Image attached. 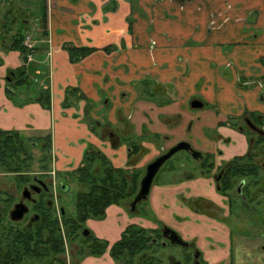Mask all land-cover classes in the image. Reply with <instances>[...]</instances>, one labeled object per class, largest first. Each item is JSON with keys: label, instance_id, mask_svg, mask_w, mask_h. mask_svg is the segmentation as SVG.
<instances>
[{"label": "crops", "instance_id": "1", "mask_svg": "<svg viewBox=\"0 0 264 264\" xmlns=\"http://www.w3.org/2000/svg\"><path fill=\"white\" fill-rule=\"evenodd\" d=\"M16 7L26 18L17 14L7 22L17 29L23 20L25 38L36 45L35 62L28 72L33 79L29 78L31 86L20 88L26 104L17 108L7 101V111L0 113L6 118L0 120V129L49 132L55 172L76 169L91 145L101 148L114 167L125 168L126 145L111 148L99 136L130 125L127 120L133 109L142 107L155 109L151 113L155 119L180 114L184 125L193 121L194 134L207 123L214 124L223 138L216 144L221 159L246 152L243 135L216 124L245 110L264 114V99H259L264 96L259 83H264V0H19ZM5 20L0 14V28ZM13 35H0L2 76L22 64L20 53L9 49ZM68 48L90 53L72 62ZM251 81L253 86L245 84ZM42 86L49 88V109L40 104ZM0 87L4 91L1 83ZM156 91L170 94L164 106L157 107L162 102L161 94L153 96ZM193 100L208 112L195 114L190 108ZM22 119L28 124L17 123ZM156 121L145 125L154 128ZM162 126V131L151 133L177 130L167 119ZM177 193V188L163 186L159 201L151 198L149 209L161 215L164 198ZM116 213L121 215L113 220L115 224L106 220L100 230H91L103 234L110 229V242H115L128 224L125 209L116 207ZM85 264L96 261L88 259Z\"/></svg>", "mask_w": 264, "mask_h": 264}, {"label": "flooded vegetation", "instance_id": "2", "mask_svg": "<svg viewBox=\"0 0 264 264\" xmlns=\"http://www.w3.org/2000/svg\"><path fill=\"white\" fill-rule=\"evenodd\" d=\"M35 55L34 43V61L27 66L35 62ZM259 83L264 87L263 82ZM245 84L253 86L255 83ZM194 101L197 100L191 102L190 108L199 111L203 104L197 101L202 107L193 108ZM174 118L171 123L176 132L169 136L163 133L153 136L174 143L150 163L180 143L189 147L179 152H184L186 158L197 163L189 170L185 163L169 168V180L161 182V186L177 188L179 193L164 198L166 203L162 205L161 215L155 214L151 208L147 209L148 215L138 210V205L147 200L149 194L134 209L131 207L150 164L142 171L134 169L143 154L141 149L147 150V147L140 142L135 145L137 151L133 153L132 142L122 144V138L120 140L111 131H105L106 137H103L105 132L101 134L99 140L111 148L126 145L128 162L125 168L114 167L111 158L101 148L91 145L85 151V155L89 152L96 159L93 163L96 178L103 177V170L110 166L124 169L129 174H139L137 191L132 199L114 204L127 209L126 213L128 211V224L115 242H110L113 238L110 229L100 234L85 226L91 219L69 237L63 222L65 217H76V208L74 216L67 215L62 206L58 215L52 214L59 192L78 182V171L83 167L84 159L68 173L55 172L51 165L50 135L40 133L41 136L34 139L32 135L36 132L30 128L24 130L25 137L20 136V131L0 129V133H18L17 139L0 135V264H51L53 218L60 226L64 242V252L58 258L65 264H85L88 259H94L96 264H264V156L260 166L255 161L259 155H264V114L245 110L240 116L216 124L230 127L246 138L244 155L229 160L221 159L222 150L216 148L223 138L216 134L215 125L213 128L203 127L201 133L194 134L191 129L193 121L184 125L180 114ZM94 123L98 125V122ZM259 140L261 142L256 144ZM33 150L39 153L36 160ZM105 217L104 212L103 218L97 220ZM118 243L122 249L116 250L119 255L116 259L114 247ZM96 249L101 251L95 252Z\"/></svg>", "mask_w": 264, "mask_h": 264}, {"label": "rangeland", "instance_id": "3", "mask_svg": "<svg viewBox=\"0 0 264 264\" xmlns=\"http://www.w3.org/2000/svg\"><path fill=\"white\" fill-rule=\"evenodd\" d=\"M5 1L6 0L0 1V14L2 15V17L6 16V18L12 19V20L16 19L17 14L21 15L22 17H25L24 14L20 13V11L17 12L18 8L16 6L18 5L19 0H15L16 3L10 2V1L5 2ZM8 27H12V26L8 25ZM15 30H16V28H11L9 30V33H13V32H15ZM0 33H2L3 36L6 35L5 30H0ZM6 51H9V50L7 49ZM6 51L3 50L2 53L6 52ZM11 51H15V50H11ZM1 55L2 54H0V63H4V60L2 59ZM0 70H1V68H0ZM31 74H32V72L30 73V79L31 78L33 79V76H31ZM47 74H48L47 76L49 78L50 73H47ZM8 76L9 75H3L2 76L0 74V83L4 87V91L2 90L3 93L0 90V96H1L0 97V107L4 108V110L0 109V113L1 112L5 113L7 111V109H8L7 108V101L12 102L11 99H14V102H12V103H14L15 107H17V108L20 105H23L24 103L26 104L25 97L20 95V88H17V91H16L15 82L17 81V78H15L13 81H11L8 78ZM0 89H1V87H0ZM14 89H15V94H12V91ZM160 89L165 90L164 88H160ZM160 94H161V96H159V97L161 98L162 103L161 104L159 103V104L161 106H163V105H165L166 100H170V94L166 93V92H160L159 91V92H157V94L153 93V96H156V95L158 96ZM16 97H18L20 101H15ZM157 107H159V106L157 105ZM14 111L15 112L19 111V109H14ZM192 111L195 114H202V112H204V111L207 113L208 108H206L204 110H199V111H197V110H192ZM152 112H156V110L154 109V110L150 111V109H147V107H142V109L141 108H135L132 111V113H133L132 117L129 120H127V122H129L128 124H130V125H128V126L124 125L121 127V125L118 124L119 126L112 131V134H114L116 136H120L122 138V141H121L122 144H125V143L130 144V142H132V145H138L141 142V144H143L144 147H147V146L149 147L147 150L141 149V152H143V154L142 155H141V153L139 154V155H141V157L138 158V162L135 165L134 169L136 171L137 170L142 171V169H145L146 165L148 163H150L153 160V158H156L159 155L165 153V151L167 149H169L171 144L174 143L173 141H169L168 139H166V141H165V140H163V138H162V140L160 138L159 139L154 138L153 137L154 134H152L151 132H153L155 130L156 131H162V129L164 128L162 126V124L165 123V120L167 119L169 122L170 121L174 122L175 118L172 116V117H167L165 119H160L159 117L155 119L153 117V115H151ZM11 115L13 116V113H11ZM151 118H153V119H151ZM0 120H6V118H4L3 115H0ZM149 120H150L149 124H152V121L155 122L157 120L154 128L149 129L148 126L145 125V123H148ZM25 121H26L25 119H22V120H19L17 123L25 122ZM15 122L16 121H13L12 123H15ZM142 122L144 123V125L141 128L140 123H142ZM24 124L26 125L28 123L25 122ZM209 125L213 126L214 124H211V123L206 124L207 127ZM21 129L22 128H19V130H20L19 134L21 137H25V132ZM46 134L50 135L49 132H46ZM156 134H158V133H156ZM29 135H31V134H29ZM37 135L41 136L40 133H37V134L34 133V135H32V136L35 139L37 137ZM106 135H108V134L106 133L105 136H103V137H106ZM166 135L169 136V134H166ZM189 137H191V136H189ZM152 151H154V153ZM32 154L34 156V159L36 160L39 153L33 150ZM262 156H264V155H261V156L259 155L260 158L258 157L255 160L258 166H260V162L262 161L261 159L263 158ZM186 157H187V155L184 152H179L174 157H172L168 162H166V164L160 169V171L158 172V174L154 178V181H153V184L151 186V190H150V193H149L147 200L142 201L138 205V210L142 211L143 213L146 212V214L148 215L147 209L149 208L148 206L150 204L151 198L155 202L159 201V198L161 195V190L163 188V186H161L162 185L161 182H165V181L169 180V177L167 174L169 171V168H171L172 166H177L178 165L177 163H185L187 165V169L189 170V168H191V166L196 165L197 162H195L193 159L186 158ZM33 170L34 171L37 170L36 165H34ZM190 170H192V169H190ZM122 171L124 172V169H122ZM124 173L126 174V172H124ZM142 174H141V176H142ZM56 189L58 190V188H56ZM84 190H85V187L81 186V184H79L77 181H75V183L73 182V183L69 184L68 188L64 192H62V191L59 192L58 195L60 197H59V200L57 202H55V206H54V210L52 211V214L54 213V214L58 215L59 207L62 206L67 215L74 216L75 215L76 194L79 192H83ZM116 207L123 208L121 206L112 205L105 211L106 217L104 219H102V220L91 219V221L88 220L89 223H91V224L88 225L87 224L88 222H86L85 226L88 225V227L90 229H93V230H100V225L103 224V222L106 220H110L111 221L110 223L115 224V222H114L115 219H118L119 216L121 215V214L116 213ZM127 213H128V211H127ZM112 228H114V227H112Z\"/></svg>", "mask_w": 264, "mask_h": 264}, {"label": "trees", "instance_id": "4", "mask_svg": "<svg viewBox=\"0 0 264 264\" xmlns=\"http://www.w3.org/2000/svg\"><path fill=\"white\" fill-rule=\"evenodd\" d=\"M15 23L16 22L14 21L12 22V24ZM18 23L19 28H17L14 32L13 40L9 49H15L20 53L22 65L19 69L11 72L8 76L11 81L17 78V81L15 82L16 91L17 88L31 86L28 73L30 67L25 64L28 50L23 45L26 36L23 34V30L26 28V24H24L23 20L18 21ZM3 25L4 26H2L0 30H5V32L8 33L11 29V27H8V25L10 26L11 23H8L6 20ZM0 35H2V33H0ZM68 53L70 60L72 62H76L79 61L83 56H86V54H89L90 50L85 48H68ZM48 90L49 88L47 86L45 88L41 87L40 90L41 94L39 100L44 109L50 108V96ZM12 94H15V89L12 91ZM11 101L14 102V99H11ZM0 135L8 136V139H13L14 137L16 138L18 136V133L2 132ZM259 142H261V140L256 141V144ZM131 149L133 153H135L137 151V146L133 145ZM95 160L96 159L93 158L89 152H87L84 157V165L78 171V182H80L82 186L85 187V190L77 195L75 205L76 217H65L64 219L63 227L65 230H67V233L69 232V237H72L76 231L81 229L83 224L88 219L103 218L105 209L108 206L128 202V200L132 199L137 191L139 181V174L137 172L129 174V172L124 171L126 172L125 174L121 169H115L110 166L108 169L103 170V177H101L102 179L96 178L93 168V163ZM34 249L37 250V247H34ZM119 249H122L121 243H118L114 247V258L116 259L119 258V255L116 252V250ZM100 251L101 249L95 250V252ZM50 252L51 264H65L60 258H58V255L64 252V242L60 233V226L58 225L57 220L54 218L51 221Z\"/></svg>", "mask_w": 264, "mask_h": 264}, {"label": "water", "instance_id": "5", "mask_svg": "<svg viewBox=\"0 0 264 264\" xmlns=\"http://www.w3.org/2000/svg\"><path fill=\"white\" fill-rule=\"evenodd\" d=\"M192 107L193 108H200L202 107V104L194 101L192 103ZM188 145L185 143H180L177 146L171 148L166 154L160 156L159 158L155 159L152 163H150L147 167H146V171H145V175L142 178L141 182H140V189L138 191L137 196L135 197L133 204H132V208L134 209V207L136 206L137 203L141 202L142 200H145L149 194L150 191V187L152 184V181L154 179V177L156 176V174L158 173V171L160 170V168L172 157L174 156L176 153H178L179 151L182 150H187L188 149Z\"/></svg>", "mask_w": 264, "mask_h": 264}, {"label": "built area", "instance_id": "6", "mask_svg": "<svg viewBox=\"0 0 264 264\" xmlns=\"http://www.w3.org/2000/svg\"><path fill=\"white\" fill-rule=\"evenodd\" d=\"M23 45L26 47L28 50L27 58H26V65L34 61V42L29 38L26 37ZM49 58H50V53H49ZM35 83H37V79L34 80ZM45 88V86H42Z\"/></svg>", "mask_w": 264, "mask_h": 264}]
</instances>
